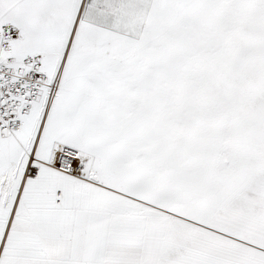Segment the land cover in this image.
Returning a JSON list of instances; mask_svg holds the SVG:
<instances>
[{
    "label": "snow or ice",
    "instance_id": "snow-or-ice-1",
    "mask_svg": "<svg viewBox=\"0 0 264 264\" xmlns=\"http://www.w3.org/2000/svg\"><path fill=\"white\" fill-rule=\"evenodd\" d=\"M0 264H264V0H0Z\"/></svg>",
    "mask_w": 264,
    "mask_h": 264
}]
</instances>
